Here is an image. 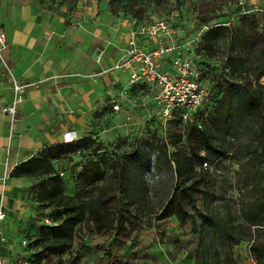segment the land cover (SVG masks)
<instances>
[{
	"label": "rangeland",
	"instance_id": "374dc122",
	"mask_svg": "<svg viewBox=\"0 0 264 264\" xmlns=\"http://www.w3.org/2000/svg\"><path fill=\"white\" fill-rule=\"evenodd\" d=\"M109 1L0 0V28L8 34L10 45L8 52L5 49L0 54V87L6 85L12 91V80L19 79L24 86L23 95L48 88L67 95L77 89L87 90L91 104L90 112L84 116L82 135L54 164L59 172L69 171L79 193L84 185L75 180V173L87 158L98 160L103 180L97 185L111 190L117 199L108 168L114 158L130 147L136 148L138 154L147 153L153 139L160 142L182 127V123L162 125L159 109L145 106L146 101L128 85L110 84L105 73L119 55L126 35L159 20L171 22L182 42L191 41L212 24H233L241 15L254 18L260 25L264 0H142L139 18L120 12V7L110 5ZM213 15L221 17L210 19L207 25L198 23L199 17ZM201 45L203 62L198 71L205 81L214 85L221 62L211 59ZM3 91L0 90V98ZM112 105H118L119 110L114 111ZM204 119L203 116V122ZM248 137L245 131L241 140ZM257 164L256 158L241 165L232 158L216 165L211 178L215 197L211 208L217 224L201 228L196 218L180 225L175 218L148 221L132 215L134 225L133 228L127 225L132 229L128 238H114L113 231L95 235L78 230L72 248L61 257V264L74 261L76 253V264H215L216 253L220 264H257L249 254V246L264 241V234L255 228L245 232V222L236 212L240 197L244 196L248 203L257 198V184L238 183ZM145 179L154 205L161 203L174 184L172 174L156 159V153L150 154ZM38 209L42 210L39 224L41 219L54 215L51 209L39 205ZM28 236L30 233L23 235L20 246L24 254L15 259L16 263L54 264V258L35 262L34 251L27 247ZM200 238L203 248L198 244ZM108 252L112 256L110 262Z\"/></svg>",
	"mask_w": 264,
	"mask_h": 264
},
{
	"label": "trees",
	"instance_id": "16d2710c",
	"mask_svg": "<svg viewBox=\"0 0 264 264\" xmlns=\"http://www.w3.org/2000/svg\"><path fill=\"white\" fill-rule=\"evenodd\" d=\"M109 2L120 7V12L139 18L142 0ZM219 17H199L198 23L207 25L210 19ZM201 44L211 59L221 62L216 82L212 85L200 74L206 89L204 103L189 113L186 122L181 119V110L174 113L170 123L174 126L182 123L180 131L160 142L153 139L147 153L138 154L136 148L130 147L114 158L108 168L117 199L111 190L97 185L103 180L102 165L88 158L75 173V180L84 188L74 196L64 194L60 177L64 171L59 172L54 163L79 139L58 144L47 156L32 157L13 170V176L39 180L34 200L40 207L54 211L49 218L50 226L41 225L35 234L27 237V247L34 251L35 262L54 258V264H61V257L70 251L80 229L95 235L113 231L114 238H128L132 229L127 225L132 228L134 225L132 215L148 221L175 218L180 225L196 218L201 228L217 224L211 208L215 199L211 178L219 162L232 158L240 165L252 158L258 161L255 170L238 180L245 185L257 184V198L248 203L244 196L240 197L236 212L245 222V232L255 228L264 234V15L260 25L254 18L241 15L233 24L206 27L194 44L197 69L203 62ZM245 131L249 137L243 141ZM151 153H156V159L161 160L174 179L170 192L158 205L153 204L145 179ZM202 163L212 170L200 169ZM198 244L203 248V239ZM249 254L257 264H262L264 241L251 243ZM111 257L108 252V262ZM76 258L77 253L68 264H76ZM215 264H220L217 253Z\"/></svg>",
	"mask_w": 264,
	"mask_h": 264
},
{
	"label": "crops",
	"instance_id": "0c3cea01",
	"mask_svg": "<svg viewBox=\"0 0 264 264\" xmlns=\"http://www.w3.org/2000/svg\"><path fill=\"white\" fill-rule=\"evenodd\" d=\"M0 30L5 35L8 52L10 46L8 34L5 29ZM128 35L129 33L123 40L116 60L105 73L109 76L111 85H122L121 87L128 85L127 74L112 69L123 57ZM141 42L148 49L154 41ZM168 66L169 60L164 63V67ZM129 87L146 101L145 106H152L150 97L143 87ZM0 90H6L0 98V206L5 214L0 225V255L12 262L24 254L20 246L23 235L28 233L33 235L37 228L43 225V219L40 224L37 222L41 218L39 215L42 210L38 209V203L34 200L38 181L13 176L12 172L32 157L47 156L53 147L62 144L65 133H74L76 139H79L85 125L84 116L90 112L91 102L88 99L89 92L84 89H77L68 95L53 88L31 90L22 95L21 102L16 106V114L11 118L2 111V107L10 104L12 91L6 85L0 87ZM75 110L76 115H73ZM136 118L137 114L132 116L131 121L135 122ZM60 174L65 194L76 195L78 191L69 171Z\"/></svg>",
	"mask_w": 264,
	"mask_h": 264
},
{
	"label": "built area",
	"instance_id": "2783aa9c",
	"mask_svg": "<svg viewBox=\"0 0 264 264\" xmlns=\"http://www.w3.org/2000/svg\"><path fill=\"white\" fill-rule=\"evenodd\" d=\"M199 34L189 42H182L176 37V31L171 22L159 20L151 25H144L136 31H131L126 40L123 57L113 66V70L126 73L129 86H140L150 97V103L158 110L159 117L170 123L174 120V113L181 110V119L186 122L191 112L199 109L206 96V89L200 79V73L196 69L194 44ZM154 41L153 45L146 49L141 41ZM7 48L4 33L0 30V54ZM169 60V66L164 63ZM12 99L9 105L2 110L13 118L16 114V106L22 100L24 86L18 80H12ZM114 111H118V105H112ZM77 140L74 133H65L62 143H71ZM211 171L207 163L199 167ZM61 176V174H60ZM239 198V195H237ZM5 214L0 206V225L4 221ZM44 226H50L48 218L43 219ZM25 242H23V245ZM0 264H17L16 261H8L0 255ZM20 264V263H19Z\"/></svg>",
	"mask_w": 264,
	"mask_h": 264
}]
</instances>
